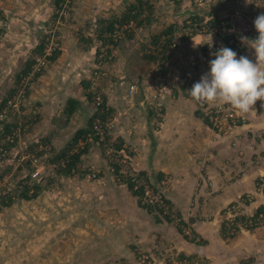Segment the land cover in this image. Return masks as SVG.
<instances>
[{"label": "rangeland", "instance_id": "rangeland-1", "mask_svg": "<svg viewBox=\"0 0 264 264\" xmlns=\"http://www.w3.org/2000/svg\"><path fill=\"white\" fill-rule=\"evenodd\" d=\"M180 1L184 17L175 13V3ZM149 2V21L142 20L137 28L135 21L123 23L119 30L128 32L114 33L115 44H103L97 38L99 23L119 18L120 8L111 15L113 9L104 17H92L88 15L92 7L106 5L91 0H0V103L10 98L12 101L6 118L0 120V151L4 150L0 154V264H264V219L257 225L252 220L255 214H264V129H258L255 135L250 131L248 155L244 153L247 147L243 150L236 146L240 138L233 133L229 146L238 154L234 151L232 164L221 162V170L227 174H222L219 189L207 181L208 194L195 192L185 212L164 192L171 183L169 175L162 179L140 169L137 150L129 143H123L122 150L113 145L121 137L137 139L135 126L139 123H147L149 131L161 127L162 115L173 109L164 102L166 97L184 98L183 103L178 102L183 110L191 104V114L199 113L198 123L212 130V141L248 122L240 115L230 128L225 129L227 122L215 125L206 113V105L201 107L188 94L193 84L210 71V60L200 68L185 71L179 56H197L205 43H193L197 35H192L176 49L169 46L173 41L180 43L178 37L187 20L198 19L193 8L185 9L188 4L184 0ZM189 2L193 7L204 1ZM201 19L213 21L211 16ZM170 24L172 40L159 35ZM152 36H158L157 45L152 43ZM208 41L212 40L205 42ZM196 45L198 53L192 54L190 48ZM243 48L244 45L232 48L238 58ZM145 53H156L158 58L150 60ZM163 54L165 58L160 59ZM168 56L174 57L172 61ZM174 66H181L175 83ZM162 79L173 83L171 91L153 98L151 94L161 88ZM132 84L135 91L129 92ZM68 98L79 103L66 123L63 110ZM103 98L110 110L103 139L93 141L90 151L81 154L73 169L62 171L65 159L53 164L50 155L68 145L69 135L83 126ZM211 106L216 110L219 104ZM221 106L225 110L232 108ZM221 114L224 116V110ZM175 115L169 112L167 123L174 122ZM5 125L13 129L3 135ZM38 143L46 144V151L35 153ZM78 145L65 150V158L78 153L82 149ZM207 162L212 163L211 159ZM35 170L38 175L32 178ZM127 170L143 176L144 182L158 191L156 194L162 196L167 208L165 214L156 202L143 201L140 192L130 189L133 187L126 180ZM227 183L244 187L233 199L221 203L216 212L208 202L216 204V191L221 192ZM125 186H131L130 191ZM128 191L135 199L122 201L121 196ZM199 196L202 204L207 203L206 209L201 208L202 204L196 209ZM194 221L212 224L216 230V250L220 253H215L214 259L177 247V239L203 243L202 236L194 230ZM159 223H165V227Z\"/></svg>", "mask_w": 264, "mask_h": 264}, {"label": "crops", "instance_id": "crops-1", "mask_svg": "<svg viewBox=\"0 0 264 264\" xmlns=\"http://www.w3.org/2000/svg\"><path fill=\"white\" fill-rule=\"evenodd\" d=\"M93 2L97 1L98 3L106 5L104 8L103 5H98L92 7L88 11V15L94 17L103 16L106 14V11L110 10L112 13L118 12L119 8H121L122 0H91ZM155 3L160 0H150ZM203 4L200 6L193 5L188 3V0H184V4H188L185 9L189 7L193 8L192 13L197 14L196 21H206L209 19L202 20L201 18L211 16L214 19L222 16L225 13L226 6L223 0H203ZM240 5L243 8L249 9L248 0H239ZM179 3H175V13L177 16L184 17V14H181V10H179ZM160 3V2H159ZM183 4V5H184ZM190 4V5H189ZM188 11V10H185ZM264 12V8L260 9V13ZM187 13H190L189 11ZM184 15V16H183ZM106 18V17H105ZM216 41L218 40L219 47L222 46L230 48L225 41L213 37V35H197L192 40L195 44L206 43L207 40ZM252 39V38H249ZM246 42L244 44V48L241 51L240 56H248L250 59L255 60L254 50L250 49ZM191 47V46H189ZM188 47V48H189ZM186 48V49H188ZM192 54H197L199 50V46L196 45L190 48ZM203 49V48H202ZM232 49V48H231ZM233 50V49H232ZM186 51L183 48V52ZM201 51V47H200ZM187 54H184V56ZM193 77V76H192ZM190 77V78H192ZM177 98V99H176ZM174 99L165 98L164 102H168L173 106V109L164 113V121L160 123L161 127H157L155 130L149 131L151 128L146 123V125L139 123V125L135 126V130L138 133L137 139L128 138L125 140L124 137H121L122 143H129L133 150H137V165L140 169L150 171L152 174L156 173L162 179L166 178L169 175V180L171 181L170 185L164 191L168 198L174 202L175 206L179 210H183L185 212L190 199L194 198L195 192L204 196L207 195L208 192L205 190V187H208L206 182L211 181L213 185H215V189H219L220 187V179H222V174L225 176L223 170H221V162H233L232 158H234V151L236 152V148H231L229 146V138L234 134H238L240 140L237 142L236 146L247 147L248 149L244 150L245 155L250 154V146L249 143L251 139V133L256 134L258 129H264V108L260 113L256 112L251 115H244L248 119L247 123H243L241 125L235 126L230 134L221 136L217 135V138L211 140L212 130L208 128L205 123H198V115L195 112V115L191 114L189 108L191 104H187L186 110H183V107L179 108L178 102L183 103L185 101L184 98L179 99L176 97ZM177 106L178 108H175ZM169 112L175 116H172V120L174 122L167 123L169 119ZM141 121V120H140ZM56 126H58L55 123ZM137 128V129H136ZM211 130V131H210ZM134 131V130H133ZM229 133V132H228ZM130 134V133H129ZM231 141V140H230ZM263 141V140H262ZM264 142V141H263ZM236 144V143H235ZM124 145V144H123ZM213 145V146H212ZM258 145H263V143H259ZM236 149V150H235ZM238 154V152H236ZM208 157V158H206ZM207 159H211V164H206ZM208 163V162H207ZM231 163V164H232ZM151 174V175H152ZM210 179V180H209ZM124 187V186H122ZM126 187V186H125ZM244 186H239L238 184L227 183L223 186L222 191H216L217 197L215 199L216 204L212 205V200L208 202L210 208L214 211H218L220 209L221 203H226L229 200L233 199L235 196L239 194V191ZM130 191L128 187H126ZM128 191L126 196H121L122 201H129L130 199H135ZM220 192V193H219ZM222 198V199H221ZM222 200V201H220ZM197 206H201V198L200 196L196 200ZM204 208L207 206V203L204 202L202 204ZM209 208V207H208ZM209 208V209H210ZM185 209V210H184ZM206 209V208H204ZM160 227H165V223H159ZM170 230H174L172 226H167ZM193 227L196 232H198L202 238V244H192L186 243L179 239L177 247L184 252H194V253H204L210 255L212 259H214L215 253H220L216 248V238H218L216 230L214 229L212 224H208L204 221H194ZM173 235V232L172 234ZM241 239V238H240ZM241 243V242H240ZM242 244V243H241ZM212 251V252H211Z\"/></svg>", "mask_w": 264, "mask_h": 264}, {"label": "built area", "instance_id": "built-area-1", "mask_svg": "<svg viewBox=\"0 0 264 264\" xmlns=\"http://www.w3.org/2000/svg\"><path fill=\"white\" fill-rule=\"evenodd\" d=\"M223 1L226 6V10L222 16L218 17V19L213 20L212 22H209V20L202 22H197L196 20H191L192 21L191 22L190 20H187V22L185 23L184 31H182V33L178 37L180 43L178 41H173L169 47H171V49H176L178 46L181 45L182 42H184L187 39V37L192 35H213L216 38H222L223 40L225 39L226 44L230 48H234V49H241L242 46L244 45V43L241 42L240 39L241 36H246L252 39L257 38L258 33L254 27V21L255 18L260 14V9L264 8V0H248L249 9L243 8L240 5L239 0H223ZM202 48L203 49H201V51L197 56H179L180 65L185 71H190L195 68H200L201 65L206 62V60H211L214 58V56L212 55L213 52L220 49L219 44L214 41H208L202 46ZM171 58L174 57L168 56L167 59H170L172 61ZM180 67L179 66L173 67V71H174L173 83L178 81L179 78L178 72L180 70ZM183 73L185 72H182L181 76L183 75ZM173 83L164 82V79H162L161 88L158 90L157 93L155 92L152 93L151 94L152 97L157 98V95L161 94L162 92H170ZM134 91H135V85L132 84L129 87V92H134ZM10 104H12L11 98L7 99L6 104L0 110V120H3L4 117L6 118V114L8 110L11 108L9 106ZM262 104H264V102L257 101L256 105L254 106L256 107L255 110H257L258 108L260 109L262 107ZM216 105L218 106V104ZM212 107L214 108V106L206 105V113L209 115L210 120L215 122V125H219L220 123L224 124L223 122H227L225 129L230 128L234 124H236L240 115H242L239 114L233 108L229 110H225L224 108L222 109V106L220 104L216 110H213ZM222 110H224V116H222L221 114ZM220 119H222V122L219 121ZM94 129L98 130L100 140H102L104 130L98 125V123L94 124ZM218 129H220V126L218 127ZM36 147L38 150H41L43 148L47 149L46 145H41V144L37 145ZM131 171L127 170L126 171L127 174L125 176H126V180H128L132 185L133 187L132 189L136 192H140L143 201L156 202V205L161 209V212L163 213L164 211L165 214L167 212V208L163 202V199L161 198L162 196L156 194L158 191L156 189H153L149 185V183L146 184L144 182L143 176H141L138 173H132ZM37 175H38V170H35V172L31 174L32 178H36ZM92 176H96V175L93 174ZM263 178L264 176L261 177L262 182H263ZM263 219H264L263 212L259 214L257 213L252 218L253 224L257 225ZM186 233H188L187 230Z\"/></svg>", "mask_w": 264, "mask_h": 264}, {"label": "clouds", "instance_id": "clouds-1", "mask_svg": "<svg viewBox=\"0 0 264 264\" xmlns=\"http://www.w3.org/2000/svg\"><path fill=\"white\" fill-rule=\"evenodd\" d=\"M254 27L257 38L241 36L240 39L244 44L249 42L247 46L254 50L255 60L248 56L238 58L234 50L224 46L212 53L210 71L188 92L201 107L229 105L242 115H251L256 113L257 101L264 102V12L255 18Z\"/></svg>", "mask_w": 264, "mask_h": 264}, {"label": "trees", "instance_id": "trees-1", "mask_svg": "<svg viewBox=\"0 0 264 264\" xmlns=\"http://www.w3.org/2000/svg\"><path fill=\"white\" fill-rule=\"evenodd\" d=\"M122 6L120 8L121 10V15L119 18H113V19H109L106 20H101L99 24H101V27L98 28L99 34L97 35V38L100 39L102 41L103 44H115V34H119L121 32H128V30H119L120 26L124 23L128 24V23H135V27H140L141 24L143 23V21L150 20L149 15L147 14L150 7H152V4L149 2V0H122ZM143 20V21H142ZM173 32V25L170 24L167 26V28L164 30V33H159V35H167L168 40L170 38V40H172V33ZM112 34V36H111ZM128 34V33H127ZM113 40V41H112ZM152 40H153V44L157 45V41H158V36H152ZM169 41H167L168 43ZM112 44L107 45V46H112ZM41 49V47H40ZM146 58L150 59V60H157V55L155 54H146ZM55 54L51 56V58H54ZM165 58V54L162 55V57L160 59ZM185 86V85H184ZM183 86V87H184ZM86 88H83V90H85ZM87 97L90 98V94L89 92H87ZM78 101V100H77ZM76 100H73L72 98H68V102L64 107L63 113L66 114V118L64 119L66 123H68V121L70 122V116L72 114V112L75 110V108L77 107L78 103ZM105 99H102V102H100L98 105H95L94 108L95 110L93 112H91V114L88 116V118H85V123L83 122V126H81L80 128H77L75 131H73L71 133V135H69L68 140L66 141V143H68L67 146L65 147H61V149L58 151V154H53L50 155L51 156V163L53 162V164H57L58 160H60L61 158L65 159V164H64V168L62 169V167L59 165V170L62 169V171L67 172L70 171V169L74 168L76 166L77 161H79L81 154H85L88 153L90 151V145L92 144L93 141H98L100 140V136L98 133V130L94 129V124L98 123V125L103 129H107V117L109 114V109L107 106H105L104 104ZM6 104V100H3L0 103V110L4 107V105ZM100 108H102L103 110L100 111ZM57 124V123H56ZM58 125V124H57ZM71 125V124H70ZM11 127H8L7 125L4 126V133L6 132H12ZM10 132V133H11ZM13 138L16 137V135L14 134L12 136ZM93 139V140H91ZM81 141V142H80ZM83 142V143H82ZM123 140L122 138H118L117 141H115L113 143L114 147L117 150H122L123 149ZM79 143V146H82L78 153H74L72 155H69L67 158H65V150H67L68 148H74L77 146V144ZM39 144V143H38ZM46 145V144H44ZM84 145V148H83ZM93 145V144H92ZM32 147V146H31ZM53 150V149H52ZM4 151L3 149L0 151L1 152ZM34 151L35 153L38 151V153L46 151L45 148L38 150L36 145L34 147ZM51 150L48 151V153ZM37 153V154H38ZM62 164V162H60ZM118 167L115 166V170H117ZM129 187V186H128ZM131 187V186H130ZM129 187V188H130ZM132 189V188H130Z\"/></svg>", "mask_w": 264, "mask_h": 264}]
</instances>
